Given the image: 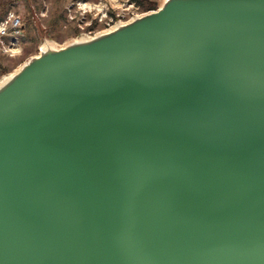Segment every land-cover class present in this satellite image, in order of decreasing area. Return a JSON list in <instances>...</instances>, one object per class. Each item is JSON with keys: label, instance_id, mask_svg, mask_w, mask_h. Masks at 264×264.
<instances>
[{"label": "water", "instance_id": "1", "mask_svg": "<svg viewBox=\"0 0 264 264\" xmlns=\"http://www.w3.org/2000/svg\"><path fill=\"white\" fill-rule=\"evenodd\" d=\"M0 264H264V0H170L0 90Z\"/></svg>", "mask_w": 264, "mask_h": 264}, {"label": "rangeland", "instance_id": "2", "mask_svg": "<svg viewBox=\"0 0 264 264\" xmlns=\"http://www.w3.org/2000/svg\"><path fill=\"white\" fill-rule=\"evenodd\" d=\"M147 1L146 6L156 7H132L133 0H0V21L15 12L22 17L25 27L20 55L11 58L0 51V80L38 56L47 40L62 47L81 37L93 38L120 23L158 11L166 0Z\"/></svg>", "mask_w": 264, "mask_h": 264}, {"label": "bare ground", "instance_id": "3", "mask_svg": "<svg viewBox=\"0 0 264 264\" xmlns=\"http://www.w3.org/2000/svg\"><path fill=\"white\" fill-rule=\"evenodd\" d=\"M168 1H170V0L164 1V3L162 4V6L160 7V9L158 11L164 9V7L166 6ZM84 8H89V7L88 6H84ZM154 13L155 12H152V13L147 14V15L144 14V15H141V16H137L132 21H130L128 23H120L116 27H114L113 29H111L109 31L102 32V33H100L99 35H96L93 38L81 37L80 39L74 40L72 44L67 45V46H62V47L61 46H56V45H53V43H51V42H49L47 40V41H45L43 43V46L40 49V54L38 56H36V57L32 58L31 60H29L27 63H25L23 66H21L18 70H16L13 74H11L9 76H6L2 80H0V90H2L6 86H8L10 83H12L20 75V73L24 70V68L33 59L40 58L43 55L44 56L48 55V54L51 55V54H56V53L65 51V50L69 49V47L74 46V45L76 46V45L88 44V43L94 42L96 40L105 38V37H107L109 35H112V34L118 32V31H120L121 29L126 28V27L132 25L133 23H135V22H137V21H139V20H141L143 18H146V17H148V16H150V15H152Z\"/></svg>", "mask_w": 264, "mask_h": 264}, {"label": "built area", "instance_id": "4", "mask_svg": "<svg viewBox=\"0 0 264 264\" xmlns=\"http://www.w3.org/2000/svg\"><path fill=\"white\" fill-rule=\"evenodd\" d=\"M135 5H132V7H135ZM107 16L108 13H105L106 21H108ZM102 20L104 19L102 18ZM109 20L113 22V19ZM24 30L25 27L22 17L15 12L9 13L6 18L0 21V51L9 55L11 58L20 55Z\"/></svg>", "mask_w": 264, "mask_h": 264}, {"label": "trees", "instance_id": "5", "mask_svg": "<svg viewBox=\"0 0 264 264\" xmlns=\"http://www.w3.org/2000/svg\"><path fill=\"white\" fill-rule=\"evenodd\" d=\"M133 2H135L136 5L141 6V7H145L146 4L149 2L147 0H144V3L142 0H133ZM150 5V4H149ZM155 4H151L150 6H146L147 9L151 10L152 8H155Z\"/></svg>", "mask_w": 264, "mask_h": 264}]
</instances>
